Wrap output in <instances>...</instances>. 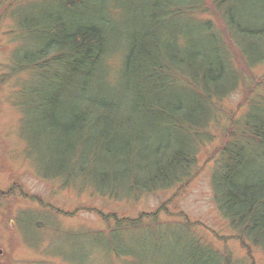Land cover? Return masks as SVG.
<instances>
[{"label": "rangeland", "instance_id": "obj_1", "mask_svg": "<svg viewBox=\"0 0 264 264\" xmlns=\"http://www.w3.org/2000/svg\"><path fill=\"white\" fill-rule=\"evenodd\" d=\"M42 1L0 0V264H200L193 244L203 253L221 256V264H264V249L249 241L216 205L213 185L221 151L233 142L237 130L241 132L236 122L264 98V63L247 67L228 38L224 14L239 21L241 16L251 27L259 22L254 18L264 14L248 8V1L226 5L222 12L217 0H201L199 7H189L188 14L173 17L165 28L150 30L152 36L168 33L187 52L207 53L219 45L211 46L214 41H208L202 29L205 23L213 34L223 36L221 44L232 52V69L238 70L240 79L234 91L212 103L214 116L206 132L196 138L195 159L186 167L183 182L148 190L127 182L123 192L112 194L100 191L89 180L91 175H70V167L78 170V160L70 163L62 157L63 147L52 159L44 147L32 149L39 138L30 125L34 114L30 116L26 102L42 86L31 70L19 69L16 58L37 42L32 32L21 31V22L57 9ZM177 1L182 6L190 2ZM153 2L106 0L103 8L91 12L92 19L101 13L109 16L111 52L128 47L130 33L146 30ZM239 45L241 51H250L249 58L264 53V41L254 51L252 42ZM121 58L116 54L108 63L116 84ZM175 88V93L192 96L182 84ZM113 159L117 158H98L90 170L95 174L107 169Z\"/></svg>", "mask_w": 264, "mask_h": 264}, {"label": "trees", "instance_id": "obj_2", "mask_svg": "<svg viewBox=\"0 0 264 264\" xmlns=\"http://www.w3.org/2000/svg\"><path fill=\"white\" fill-rule=\"evenodd\" d=\"M93 1L43 0L57 9L27 17L19 26L22 32L25 29L36 35L37 42L32 49H22L16 58L18 67L31 70L42 86L26 102L30 116L34 114L30 125L36 126L33 130L39 138L32 149L44 147L52 159L63 147L62 157L70 163L78 160V170L70 167V175H91L89 180L103 192H123L127 182L137 190L173 187L184 181L186 167L195 159L196 138L206 132L214 116L212 103L238 86L240 75L232 69V52L221 44L223 36L213 34L205 23L202 29L209 35L208 41H214L209 45H219L207 53L187 52L168 33L152 36V28H165L170 19L188 14L189 7L195 10L201 2L190 0L182 6L177 0H154L151 22L144 24L146 30L130 33L128 47L113 53L108 44L109 16L101 13L96 19L90 17L106 0ZM217 1L222 12L226 5L248 1V8L264 14V0ZM224 16L228 38L247 67L262 65L264 53L249 58L250 51H241L239 43L252 42L251 51L259 49L255 46L264 41V16L254 18L258 27H251L241 16L240 21L231 14ZM217 50L227 57H220ZM115 53L122 57L118 84L111 80L108 67ZM178 84L188 91L190 88L192 96L175 93ZM262 99L236 122L241 132L237 130L233 142L221 151L213 185L216 205L223 215L242 228L249 241L264 249ZM103 157L117 159L93 174L92 163ZM136 159L143 164L136 165ZM191 249L200 264L222 263L217 254L203 253L194 244Z\"/></svg>", "mask_w": 264, "mask_h": 264}]
</instances>
